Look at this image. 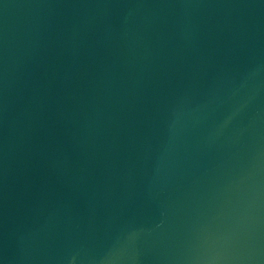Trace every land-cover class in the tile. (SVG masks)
<instances>
[{"label": "water", "instance_id": "water-1", "mask_svg": "<svg viewBox=\"0 0 264 264\" xmlns=\"http://www.w3.org/2000/svg\"><path fill=\"white\" fill-rule=\"evenodd\" d=\"M0 264H264V0H0Z\"/></svg>", "mask_w": 264, "mask_h": 264}]
</instances>
